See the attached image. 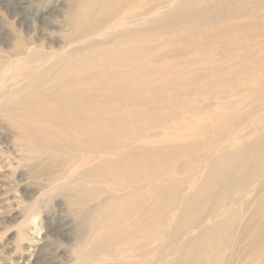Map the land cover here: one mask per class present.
<instances>
[{"label": "rangeland", "instance_id": "rangeland-1", "mask_svg": "<svg viewBox=\"0 0 264 264\" xmlns=\"http://www.w3.org/2000/svg\"><path fill=\"white\" fill-rule=\"evenodd\" d=\"M104 1L81 4V0H0V95L10 92L18 96L24 71L46 64L44 60L29 63L25 57L29 50L25 49L21 57L18 43L55 56L53 61L59 67L63 60L72 59L79 70L87 59L96 56L93 52L97 48L99 51L126 45L129 41L121 38L124 29L112 30L115 25L104 26L103 34L89 40L88 47L91 43L98 45L86 53L76 52L81 46L68 44L76 10L87 4L92 8L87 19L95 22L94 10ZM136 4L127 16L136 18L132 26L137 31L136 52L143 59L154 56L155 60L139 63L140 67H148L144 76L138 74V79L147 82L140 80L138 88L148 85L154 89L147 93L151 100L144 105L140 106L143 100H138V123L132 127L141 130L146 127L140 125L145 121L141 118L148 119L150 130L141 141L154 151L155 163L165 162L154 166L162 178L154 180L152 186L160 194L164 192L159 187L164 186L175 199L172 196L167 201V205L171 204L167 212L174 214L162 229L154 230V238L148 237L149 245L145 246L141 238L135 244V253L140 257L133 263L162 264L160 258L169 245L171 223L201 188L211 164L244 148L261 145L264 149V0H137ZM146 12L151 15L142 17ZM105 18L109 17L101 18L102 25ZM63 52L68 54L61 56ZM168 78L174 82L165 85ZM157 91L164 96L158 97ZM6 100L0 101V264H110L109 258L105 262L90 258L94 240L102 239L112 225V221L104 220L103 212L107 210L101 203L113 197L116 186L114 182L95 180L109 170L105 159L92 162L90 156L79 157L67 169L63 166L68 155L63 153L29 157L18 141L17 126L25 116L16 112L29 111L31 106ZM114 118L119 121L111 133L120 134L125 124L121 127L119 122L127 121ZM87 176V182L83 181ZM258 184L242 196L241 206L254 202L247 216L264 212V191L256 196ZM153 201L162 203L161 197ZM222 212L216 215L217 220L224 219L230 211L225 208ZM215 219L213 214L208 216L204 226L212 225ZM245 220L240 221L243 224ZM201 229L187 232L168 253L198 237ZM119 249L130 247L121 243ZM251 252L241 264H263L264 239L258 240Z\"/></svg>", "mask_w": 264, "mask_h": 264}, {"label": "bare ground", "instance_id": "bare-ground-1", "mask_svg": "<svg viewBox=\"0 0 264 264\" xmlns=\"http://www.w3.org/2000/svg\"><path fill=\"white\" fill-rule=\"evenodd\" d=\"M91 1L81 0V4ZM136 2L137 0H105L103 5L94 10L95 16H92L95 22L87 19L92 8L86 7L87 4L85 5L87 10L83 6L78 7L79 10H76L77 13L71 20L73 32L66 39L68 44L81 46L76 52H85L98 45L91 43L88 47L87 43L103 34L106 25H115L112 27L115 31L124 29L122 31L125 33L121 38L125 42L129 41L126 45L117 44L118 47L114 49L104 47L98 51L97 48L93 52L96 56L87 59L83 69L81 68L84 71L79 70L80 66L74 67L72 59L63 60V65L59 67L53 61L55 56L39 50L36 46L18 43L16 48L21 57L26 49L29 50V53L25 54L29 63L44 60L46 64L24 69V74L21 75L24 78L19 83L22 89L18 96L10 95V92L0 95V101L4 98L10 103L19 100L22 104L31 106L29 111L16 112L17 115L25 116V121L19 120L17 126L20 130L18 141L29 157L35 154L63 153L68 155L63 166L67 169L74 166V159L79 157L90 156L93 158L92 162L105 159L104 163L109 170L101 177H95V180L102 183L114 182L116 186L112 193L113 197L101 203L107 210L103 212L104 220L112 221V225L108 227L102 239L98 237L94 240V256L90 255L94 262L99 259L105 262L109 258L110 264H137L133 263L140 257L135 253L137 249L135 244L144 239V245L148 246L150 243L148 237L154 230L162 229L166 219L174 214L167 212L171 206L167 205V201L169 198L171 200L172 196L175 199V196L169 194L164 186L159 187L164 194H160L158 188L152 186L154 180L162 178L160 171H154V166L159 162L163 165L165 162L162 160L155 163L154 151L147 146L148 143L144 146L145 141H141L145 132L150 130L148 119L144 116L141 118L145 121L140 125H146L139 128L141 130L132 127L134 123H138L139 116L136 110L141 108L138 106V100H143L140 106L144 105L151 100L147 93L154 89L148 85L138 88L140 80L143 79H138V74L144 76L146 73L144 70L148 67L147 65L140 67L139 63L141 61L149 63L154 56L143 59L136 52L134 38L137 31L132 28L136 18H127L131 15L132 6ZM143 15L142 17L147 18L151 14L146 12ZM103 16L109 18H105L102 25ZM65 54L68 53L63 52L61 56ZM170 80L171 78L166 79L164 84L170 85L174 82ZM143 81L147 83L146 79ZM25 82L30 86L26 88ZM158 92V97L165 94ZM114 102H118L119 105H112ZM11 112L9 111L10 114ZM115 116L127 121L122 124L119 122L121 127L125 124V129L120 134L111 133L115 122L119 121L114 118ZM30 121L37 125L32 127L28 123ZM57 142H61L62 146ZM262 149L260 145L237 150L211 164L210 173L201 188L179 209L177 218L171 223L169 245L165 246L166 253L160 258L162 264H241L244 258L252 253L254 244L264 239V212L262 214L251 212L247 216L246 211L254 202L247 201L243 206L240 202L243 200L242 196L250 188L252 190L257 183L259 184L256 196L264 191ZM111 157L115 159L109 160ZM143 168L145 169L142 170ZM136 169L138 173H135ZM88 179L89 176L82 180ZM160 197L162 203L157 204L153 201V198ZM261 206L259 203L258 208ZM225 208L230 211L228 216L217 220L219 217L216 215L220 216ZM210 214L215 216V222L210 226H204ZM240 220L245 221L242 224ZM200 227L203 229L199 231L198 237L186 240L174 253H168L178 239ZM159 235L158 237H161V234ZM121 243H125L130 249L120 251ZM168 257L172 259L164 262ZM253 263L254 261L248 264Z\"/></svg>", "mask_w": 264, "mask_h": 264}]
</instances>
